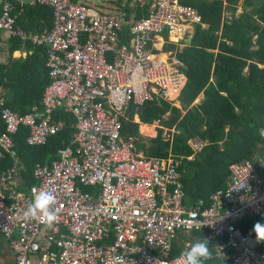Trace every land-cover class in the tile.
Segmentation results:
<instances>
[{
    "label": "built area",
    "instance_id": "built-area-1",
    "mask_svg": "<svg viewBox=\"0 0 264 264\" xmlns=\"http://www.w3.org/2000/svg\"><path fill=\"white\" fill-rule=\"evenodd\" d=\"M14 5L48 7L50 27L24 31L15 25ZM195 25L204 28L195 9L177 0L0 1V31L43 46L48 76L40 101L25 113L0 96V158L11 159L0 173V235L13 264H179L180 254L170 256L171 242L201 230L218 260L264 264V241L252 230L264 223V153L230 165L225 187L207 204H187L179 159L146 155L135 137L121 134V122H132L145 102L180 107L176 97L185 77L176 52ZM169 44L172 49H163ZM56 109L72 115L74 131L55 159L33 165L35 183L21 188L12 137L23 127L26 145L43 144L62 126L52 117ZM152 123L164 140L175 132L158 119ZM259 133L264 139V128ZM187 145L193 154L204 141L191 138ZM34 189L55 197L52 226L24 215Z\"/></svg>",
    "mask_w": 264,
    "mask_h": 264
},
{
    "label": "trees",
    "instance_id": "trees-1",
    "mask_svg": "<svg viewBox=\"0 0 264 264\" xmlns=\"http://www.w3.org/2000/svg\"><path fill=\"white\" fill-rule=\"evenodd\" d=\"M177 1L194 8L204 24V28L195 25L189 42L176 52L184 65L185 77L176 97L180 107L159 99L145 102L135 111L139 122L151 124L158 119L161 126L173 128L175 132L169 140H164L161 129L156 128L155 135L146 139L139 135L136 123L123 121L121 134L135 137L136 149L146 155L165 157L170 153L178 158L183 200L187 204L200 200L205 205L210 194L225 187L230 165L252 161L264 153V139L259 133L264 128V0ZM238 6L240 12L236 13ZM124 10L127 12L129 8ZM223 12H229L227 21L222 20ZM13 13L17 14L15 25L27 32L38 33L51 25L50 9L43 5H23L21 9L14 5ZM134 13L139 15L140 11L136 9ZM125 30L126 26L122 33ZM20 43L10 37L8 49L13 50ZM23 45L31 48V53L0 64V96L7 107L19 114L40 101L48 83L44 47L28 42ZM198 94L202 95L201 99L193 103ZM132 112L130 108L128 115ZM52 117L61 120L62 126L43 144L26 145L27 129L23 127L12 137L21 167V188L35 183L31 176L33 165L55 159L56 150L67 145L74 131L71 114L56 109ZM191 138L204 141L201 149L193 154L187 145ZM10 163L7 154L0 158V173ZM188 234L189 239L193 237L197 242L202 240L204 231ZM208 246L212 252L213 244ZM181 252L182 244L172 241L170 256ZM206 264L229 262L213 256Z\"/></svg>",
    "mask_w": 264,
    "mask_h": 264
},
{
    "label": "clouds",
    "instance_id": "clouds-1",
    "mask_svg": "<svg viewBox=\"0 0 264 264\" xmlns=\"http://www.w3.org/2000/svg\"><path fill=\"white\" fill-rule=\"evenodd\" d=\"M34 199L28 206L24 215L26 218H39L45 221L48 226L57 222V216L53 210L55 197L51 192L33 190ZM253 232L257 241H264V223L257 221L253 225ZM206 239L193 243L190 247L180 253L179 264H206L213 256Z\"/></svg>",
    "mask_w": 264,
    "mask_h": 264
},
{
    "label": "crops",
    "instance_id": "crops-1",
    "mask_svg": "<svg viewBox=\"0 0 264 264\" xmlns=\"http://www.w3.org/2000/svg\"><path fill=\"white\" fill-rule=\"evenodd\" d=\"M239 12H240V8L238 6L236 8V13H239ZM14 15L16 18L17 14L14 13ZM9 38L10 37H8V35L5 32L0 31V64L6 63L10 59L23 58L24 56L31 53V48L25 47L23 45V43H20L19 47L15 48L13 50H9L8 49ZM167 48L172 49L173 44L163 45V49H167ZM44 62H45V60H44ZM201 97H202V95L198 94V96L194 99L193 103L199 101L201 99ZM129 117L131 119H133V114H131V116H129ZM132 122L137 124V131H138L139 135H141L142 137H153L155 135V126L153 123H151V124L141 123L138 121L137 116L134 118V120ZM142 126L147 127V128H151V131H149L147 133L141 132L140 128ZM184 235L190 237V235L188 233H185ZM174 241L177 244H179V243L182 244V250H184L186 245H188L187 246V248H188L189 245H191V243L195 242L196 240L193 237L191 239L186 238L185 240L182 238L180 239L179 234H177ZM0 264H13V257H12L11 250H10L9 246L7 245V242L1 237V235H0Z\"/></svg>",
    "mask_w": 264,
    "mask_h": 264
},
{
    "label": "bare ground",
    "instance_id": "bare-ground-1",
    "mask_svg": "<svg viewBox=\"0 0 264 264\" xmlns=\"http://www.w3.org/2000/svg\"><path fill=\"white\" fill-rule=\"evenodd\" d=\"M140 130H141V132H143V133H147V132L151 131V128H147V127L142 126V127L140 128Z\"/></svg>",
    "mask_w": 264,
    "mask_h": 264
},
{
    "label": "rangeland",
    "instance_id": "rangeland-1",
    "mask_svg": "<svg viewBox=\"0 0 264 264\" xmlns=\"http://www.w3.org/2000/svg\"><path fill=\"white\" fill-rule=\"evenodd\" d=\"M98 8H100L99 5H98ZM164 117H166V115H164ZM144 138L147 139V137H144ZM179 236H182L184 240L189 237V236H186V235H183V234H179Z\"/></svg>",
    "mask_w": 264,
    "mask_h": 264
},
{
    "label": "water",
    "instance_id": "water-1",
    "mask_svg": "<svg viewBox=\"0 0 264 264\" xmlns=\"http://www.w3.org/2000/svg\"><path fill=\"white\" fill-rule=\"evenodd\" d=\"M1 1V0H0ZM189 39H190V37H189Z\"/></svg>",
    "mask_w": 264,
    "mask_h": 264
}]
</instances>
